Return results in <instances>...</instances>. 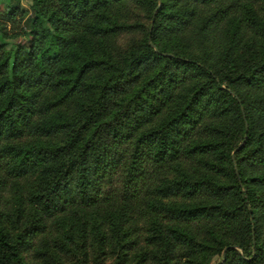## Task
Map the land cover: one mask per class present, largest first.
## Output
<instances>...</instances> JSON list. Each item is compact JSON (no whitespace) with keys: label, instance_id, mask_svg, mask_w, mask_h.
I'll use <instances>...</instances> for the list:
<instances>
[{"label":"trees","instance_id":"trees-1","mask_svg":"<svg viewBox=\"0 0 264 264\" xmlns=\"http://www.w3.org/2000/svg\"><path fill=\"white\" fill-rule=\"evenodd\" d=\"M20 1L0 12V187L31 182L0 199V264H264V0ZM228 18L257 58L212 40ZM99 209L120 221H58Z\"/></svg>","mask_w":264,"mask_h":264},{"label":"rangeland","instance_id":"rangeland-1","mask_svg":"<svg viewBox=\"0 0 264 264\" xmlns=\"http://www.w3.org/2000/svg\"><path fill=\"white\" fill-rule=\"evenodd\" d=\"M17 0H12V3H16ZM9 0H0V12L5 11L8 7ZM21 6L30 10L32 5V0H21ZM257 7H262L257 4ZM241 18L238 17V19ZM25 27V24H24ZM9 31H11V25L9 26ZM13 33V32H11ZM128 36H123L119 39V43L123 44L128 41ZM233 39V40H232ZM212 40L216 43V45H228L232 41H235L239 44V48L241 49L244 56L258 57V40L254 34L253 29L246 26L244 22L235 23L232 21V18L226 19L214 32ZM26 41V37H16L11 36L6 39V42L9 44L10 48H14L18 43H24ZM185 46H188L190 42H186ZM122 45V47H124ZM243 145V143H242ZM31 182V179L21 181L19 183H13L8 187H0V199L8 200L13 197H16L20 193H22L27 185ZM111 212V211H110ZM108 210H90V211H82L79 212L76 216H65L61 217L58 221L60 225L67 229L68 231L73 233L76 239H79L82 232L85 230L100 232L105 228H109L111 223H118L120 221L119 213H110ZM128 219H135V216L131 213L127 214ZM225 253V251H224ZM30 259V258H29ZM104 261V260H103ZM100 257H91L87 264H104V262ZM219 261V257L216 256L212 264H215ZM115 264V260L108 262L107 264Z\"/></svg>","mask_w":264,"mask_h":264}]
</instances>
